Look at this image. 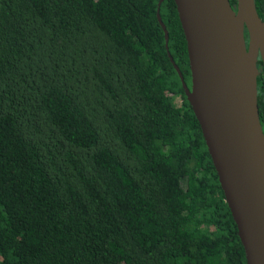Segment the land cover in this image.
I'll list each match as a JSON object with an SVG mask.
<instances>
[{"label": "trees", "instance_id": "1", "mask_svg": "<svg viewBox=\"0 0 264 264\" xmlns=\"http://www.w3.org/2000/svg\"><path fill=\"white\" fill-rule=\"evenodd\" d=\"M158 2L0 0V264H246Z\"/></svg>", "mask_w": 264, "mask_h": 264}, {"label": "water", "instance_id": "2", "mask_svg": "<svg viewBox=\"0 0 264 264\" xmlns=\"http://www.w3.org/2000/svg\"><path fill=\"white\" fill-rule=\"evenodd\" d=\"M162 1L157 20L167 55L200 125L246 264H264V131L257 104L264 21L254 0H236L235 6L230 0H174L187 47L188 87L168 51Z\"/></svg>", "mask_w": 264, "mask_h": 264}, {"label": "flooded vegetation", "instance_id": "3", "mask_svg": "<svg viewBox=\"0 0 264 264\" xmlns=\"http://www.w3.org/2000/svg\"><path fill=\"white\" fill-rule=\"evenodd\" d=\"M234 5V4H233ZM235 6V5H234ZM245 37H246V40H247V33L245 32Z\"/></svg>", "mask_w": 264, "mask_h": 264}, {"label": "rangeland", "instance_id": "4", "mask_svg": "<svg viewBox=\"0 0 264 264\" xmlns=\"http://www.w3.org/2000/svg\"><path fill=\"white\" fill-rule=\"evenodd\" d=\"M176 101H178V100L176 99Z\"/></svg>", "mask_w": 264, "mask_h": 264}]
</instances>
